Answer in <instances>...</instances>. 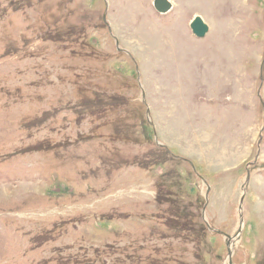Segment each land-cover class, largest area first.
I'll list each match as a JSON object with an SVG mask.
<instances>
[{"label": "rangeland", "instance_id": "1", "mask_svg": "<svg viewBox=\"0 0 264 264\" xmlns=\"http://www.w3.org/2000/svg\"><path fill=\"white\" fill-rule=\"evenodd\" d=\"M153 1L0 0V264H264V0Z\"/></svg>", "mask_w": 264, "mask_h": 264}, {"label": "water", "instance_id": "2", "mask_svg": "<svg viewBox=\"0 0 264 264\" xmlns=\"http://www.w3.org/2000/svg\"><path fill=\"white\" fill-rule=\"evenodd\" d=\"M153 6L158 13L164 14L171 9L168 0H154ZM189 28L192 34L197 38H203L208 32V26L203 22L202 18L196 16L190 22Z\"/></svg>", "mask_w": 264, "mask_h": 264}]
</instances>
